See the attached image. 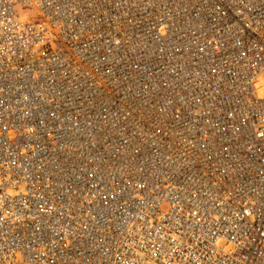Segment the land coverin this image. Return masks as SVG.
Masks as SVG:
<instances>
[{
    "label": "built area",
    "instance_id": "built-area-1",
    "mask_svg": "<svg viewBox=\"0 0 264 264\" xmlns=\"http://www.w3.org/2000/svg\"><path fill=\"white\" fill-rule=\"evenodd\" d=\"M0 264H264V0H0Z\"/></svg>",
    "mask_w": 264,
    "mask_h": 264
},
{
    "label": "rangeland",
    "instance_id": "rangeland-1",
    "mask_svg": "<svg viewBox=\"0 0 264 264\" xmlns=\"http://www.w3.org/2000/svg\"><path fill=\"white\" fill-rule=\"evenodd\" d=\"M33 11H30V13H32ZM164 209H166V207H164Z\"/></svg>",
    "mask_w": 264,
    "mask_h": 264
}]
</instances>
